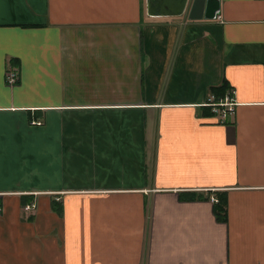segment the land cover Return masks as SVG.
<instances>
[{
    "label": "crops",
    "instance_id": "obj_1",
    "mask_svg": "<svg viewBox=\"0 0 264 264\" xmlns=\"http://www.w3.org/2000/svg\"><path fill=\"white\" fill-rule=\"evenodd\" d=\"M191 5L0 0V264H264V0Z\"/></svg>",
    "mask_w": 264,
    "mask_h": 264
},
{
    "label": "trees",
    "instance_id": "obj_2",
    "mask_svg": "<svg viewBox=\"0 0 264 264\" xmlns=\"http://www.w3.org/2000/svg\"><path fill=\"white\" fill-rule=\"evenodd\" d=\"M227 82H224L219 87H213L211 89L213 95H214V101L210 103H217L220 102V99L224 98L226 91L228 89ZM203 112L205 116H216V113L213 111V107L211 105L203 106ZM202 196H198L197 194H186L181 195V199H187V200H193L197 198H201ZM217 202L214 205V211L217 219L222 222H227L228 215H227V202L224 197V194H217L216 195Z\"/></svg>",
    "mask_w": 264,
    "mask_h": 264
},
{
    "label": "built area",
    "instance_id": "obj_3",
    "mask_svg": "<svg viewBox=\"0 0 264 264\" xmlns=\"http://www.w3.org/2000/svg\"><path fill=\"white\" fill-rule=\"evenodd\" d=\"M19 81V75L16 71H8L7 74V82L10 86H14ZM235 90L231 91L224 99H220V102L217 103H209L213 107V111L218 115L221 121H225L228 116L234 111V106L236 105V101L234 99ZM214 98V97H213ZM215 99V98H214ZM213 99H211L212 101ZM34 124L40 125L41 122H34ZM214 202L218 200L216 198H212ZM36 207V203H30L25 206V210L29 211ZM0 212H1V204H0Z\"/></svg>",
    "mask_w": 264,
    "mask_h": 264
},
{
    "label": "water",
    "instance_id": "obj_4",
    "mask_svg": "<svg viewBox=\"0 0 264 264\" xmlns=\"http://www.w3.org/2000/svg\"><path fill=\"white\" fill-rule=\"evenodd\" d=\"M191 2L190 19L202 20L215 18L219 12L220 0H183V7L186 9Z\"/></svg>",
    "mask_w": 264,
    "mask_h": 264
}]
</instances>
